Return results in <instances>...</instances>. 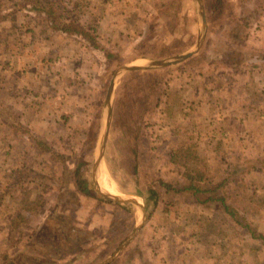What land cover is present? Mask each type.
I'll list each match as a JSON object with an SVG mask.
<instances>
[{
  "label": "rangeland",
  "instance_id": "374dc122",
  "mask_svg": "<svg viewBox=\"0 0 264 264\" xmlns=\"http://www.w3.org/2000/svg\"><path fill=\"white\" fill-rule=\"evenodd\" d=\"M203 1L208 31L197 54L117 79L99 184L104 175L119 195L145 204L148 220L111 264H264L263 241L251 235H264V0ZM132 7L139 22L128 23V33L106 38L95 24L85 29L94 44L84 45L85 55L74 47L67 54L82 65L47 62L58 68L61 104L29 117L24 137L3 113L0 264H101L141 221L137 207L93 190L107 90L125 64L192 50L198 10L195 0H138ZM64 10L65 20L78 24L75 8ZM49 20L54 26L56 18ZM190 172L203 176L201 186L217 188L213 196H223L241 223L221 202L200 204L184 193Z\"/></svg>",
  "mask_w": 264,
  "mask_h": 264
},
{
  "label": "crops",
  "instance_id": "0c3cea01",
  "mask_svg": "<svg viewBox=\"0 0 264 264\" xmlns=\"http://www.w3.org/2000/svg\"><path fill=\"white\" fill-rule=\"evenodd\" d=\"M54 2H59L62 6H52ZM137 2L138 0H0V128L2 124L9 123L3 113L11 114L13 121L17 120V123L11 122V126L15 135L21 137L18 134H23L20 129H25L29 117L35 114L39 117L47 111V107L60 106L61 101L58 99L61 98L62 90L59 85L61 81H58L60 75L56 74L58 68L49 67L47 62L55 59L58 62L49 64L58 66L61 61H67L74 66L82 65L81 58L67 55L69 48L74 47L79 54L85 55L82 50L84 45L94 44L82 36L68 33L69 28L77 31V26L90 27L95 24L106 38L128 33V23L139 22L138 14H133L136 9L132 7ZM78 3L81 4L80 7ZM64 6L75 8L78 24L67 25L72 23L65 20ZM50 14L55 16L56 26L49 23ZM64 56L68 57L64 59ZM18 123H22L24 128H18ZM106 208L113 209L111 205ZM108 216L110 217V212Z\"/></svg>",
  "mask_w": 264,
  "mask_h": 264
},
{
  "label": "water",
  "instance_id": "95a60500",
  "mask_svg": "<svg viewBox=\"0 0 264 264\" xmlns=\"http://www.w3.org/2000/svg\"><path fill=\"white\" fill-rule=\"evenodd\" d=\"M197 10H198V37L196 41L195 47L183 54H180L175 57L163 59V60H149L146 62H142L140 64H125L119 67L116 72L114 73L105 98L104 102V118L102 121V130H101V139L99 143V149L97 156L94 160L93 167H92V186L94 192L102 199L117 202L124 205H132L137 207L142 213L141 221L136 225L132 234L119 246L118 250L107 260L102 262L101 264H111L115 261L122 252L127 248V246L137 237L143 227L146 225L148 220V214L145 204L140 202L139 200L131 197V196H123V195H114L107 193L101 189L99 184V173L104 161L106 146L109 138V132L111 127V122L113 118V102H114V93L116 89L117 79L129 73H136V72H145V71H153V70H160L165 69L174 65L181 64L195 54H197L202 46L204 45L207 31H208V24L206 19V10L203 0H195Z\"/></svg>",
  "mask_w": 264,
  "mask_h": 264
},
{
  "label": "trees",
  "instance_id": "16d2710c",
  "mask_svg": "<svg viewBox=\"0 0 264 264\" xmlns=\"http://www.w3.org/2000/svg\"><path fill=\"white\" fill-rule=\"evenodd\" d=\"M55 18L54 15L50 14L49 15V19ZM70 26H73L74 24H67ZM65 25V26H67ZM54 26H56V23L54 24ZM77 26V25H75ZM79 29L77 31L73 30V28H69L70 30L68 31V33H72V34H77L79 36H82L83 38H86L88 41L91 40V32L87 30H85L88 27H79L77 26ZM95 34H98L95 31ZM93 42V41H90ZM97 43V42H96ZM94 49H98V46H94ZM21 131L24 132V130L20 129ZM26 133V132H25ZM32 141H34L35 146L43 153H48L51 154V156L56 159L57 161L60 162L61 160V156L57 154V152H55L54 150H52L47 144H45L39 137L37 136H31ZM188 157L190 158V160L192 162H194L193 158H191V156ZM186 156L185 155H181L180 159H185ZM177 159V158H175ZM176 161V160H175ZM78 173V172H77ZM196 173V172H195ZM185 178L187 179V185L184 186V188L182 189V191L190 196H192L193 198H195L197 200L198 203L200 204H206V203H210V202H214V201H219L221 202V205L223 206L224 209V213L227 214L232 220L236 221L237 223H241L240 220L238 219V214L236 212V210L232 207H230L227 203H226V199L223 196H217L214 197L213 193H215V191L217 190V188H215L214 191L206 188L205 186H201L200 183H203V176L201 174H199L198 176H193L192 172L184 174ZM226 183L223 182L221 184V187H225ZM163 186L165 188H169L168 185L163 184ZM85 194H89L88 190H84ZM245 228H250L249 226H243ZM251 235L254 238H259L263 241L264 244V235L258 234L257 232H253L251 230Z\"/></svg>",
  "mask_w": 264,
  "mask_h": 264
},
{
  "label": "bare ground",
  "instance_id": "6f19581e",
  "mask_svg": "<svg viewBox=\"0 0 264 264\" xmlns=\"http://www.w3.org/2000/svg\"><path fill=\"white\" fill-rule=\"evenodd\" d=\"M103 173V172H102ZM103 175V174H102ZM104 176V175H103ZM103 176H102V178H101V181H100V186H101V189L103 190V191H106L107 193H110V194H114V195H119V193L115 190V189H113V188H111V187H108L105 183H104V178H103ZM114 184V183H113Z\"/></svg>",
  "mask_w": 264,
  "mask_h": 264
}]
</instances>
